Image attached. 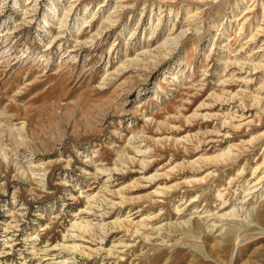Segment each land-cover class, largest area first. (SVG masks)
<instances>
[{
  "label": "rangeland",
  "instance_id": "1",
  "mask_svg": "<svg viewBox=\"0 0 264 264\" xmlns=\"http://www.w3.org/2000/svg\"><path fill=\"white\" fill-rule=\"evenodd\" d=\"M62 259L264 264V0H0V264Z\"/></svg>",
  "mask_w": 264,
  "mask_h": 264
},
{
  "label": "bare ground",
  "instance_id": "2",
  "mask_svg": "<svg viewBox=\"0 0 264 264\" xmlns=\"http://www.w3.org/2000/svg\"><path fill=\"white\" fill-rule=\"evenodd\" d=\"M27 1H28V0H27ZM28 13H29V12H28ZM213 157H214V156H213ZM201 178H202V177H201ZM258 178H259V177H258ZM258 178H257V179H258ZM201 180H202V179H201ZM201 180H200V181H201ZM259 180H260V178H259ZM259 180H258V181H259ZM188 181H189V180H188ZM258 181L255 180V182H252L251 185H252L253 183H254V184H255V183L257 184ZM258 184H259V183H258ZM255 186L257 187V185H255ZM255 186H254V188H255ZM249 187H250V185H249ZM254 188H253V189H254ZM247 189H248V186H247ZM251 189H252V188H251ZM249 190H250V189H249ZM249 190H247V191L249 192ZM247 191H246V192H247ZM250 191H251V190H250ZM221 194H222V193H221ZM249 194H250V193H249ZM249 194H248V195H249ZM216 196H217V195H216ZM217 198H220V199H221V197H218V196H217ZM222 201H223V200H222ZM222 201H221V202H222ZM224 201H225V200H224ZM226 202H227V201H226ZM240 202H241V201H240ZM243 202H244V201H243ZM222 204H223V203H222ZM243 205H244V204H243ZM232 208H233V207H232ZM238 208H239V207H238ZM216 212H217V211H216ZM214 213H215V212H214ZM209 214H210V213H209ZM211 214H212V213H211ZM207 215H208V214H207ZM209 216H210V215H209ZM209 216H208V217H209ZM212 216H213V215H212ZM224 216H226L225 213H224ZM205 217H206V216H205ZM218 217H220V216H218ZM214 221H215V220H214ZM212 222H213V221H212ZM79 224H80V223H79ZM211 224H212V223H210V225H211ZM213 224H214V223H213ZM76 225H78V224H76ZM76 225H75V223H72V228L75 229V226H76ZM143 225L145 226L146 224H144V223L141 224V226H143ZM211 226H212V225H211ZM88 227H89V226H88ZM88 227L85 226V224H84V225H83V224H82V225L80 224V225L77 227L80 231H78V230L75 229L74 231H78V232H71V234H68L69 238H72V240L75 239L76 237H81V238H82V237H84V236H83L84 234H90L91 236H94L91 232H89ZM206 227H208V224H207ZM209 227H210V226H209ZM209 227H208V228H209ZM213 227H215V226H213ZM217 227H218V226H217ZM217 227H216V228H217ZM81 228H83V230H82ZM135 229H136V228H135ZM213 229H214V228H213ZM92 230H93V229H92ZM126 230H128V229H126ZM208 231H209V230H208ZM11 239H12V238H11ZM61 245H62V246H59V247H62V248L67 249V250H74V251H76V252H78V251H79V252H83V250H81V249L79 248V246H78L79 244H73V245H71V246H69V245L66 246L65 244H61ZM73 254H74V253H73ZM49 264H50V263H49ZM54 264H55V263H54ZM58 264H66V261H65V260L63 261V259H62Z\"/></svg>",
  "mask_w": 264,
  "mask_h": 264
}]
</instances>
